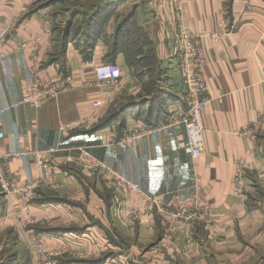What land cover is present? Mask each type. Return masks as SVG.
I'll list each match as a JSON object with an SVG mask.
<instances>
[{"label": "crops", "instance_id": "obj_1", "mask_svg": "<svg viewBox=\"0 0 264 264\" xmlns=\"http://www.w3.org/2000/svg\"><path fill=\"white\" fill-rule=\"evenodd\" d=\"M62 1L0 0V107L29 91L34 65L45 80L70 81L55 99L0 116L3 150L20 153L10 165L21 182L36 176L34 151L58 149L53 184L35 189L22 219L13 214L18 198L9 201L0 191V232L32 230L60 252L62 264H173L178 257L184 260L179 264H264V124L252 138L236 133L264 115V0H142L145 6L139 0ZM174 16L188 33H217L204 43L211 60L206 150L194 159L186 128L179 125L109 151L110 137L119 138L139 121L158 123L170 106L185 103L180 57L174 53ZM34 35L41 37L40 48L22 49L21 41ZM149 59L153 68L158 65V74L166 75L161 84L155 81L157 91L145 84L152 79ZM106 61L122 69L120 87L112 95L89 86L95 67ZM78 122L60 133L61 123ZM80 147L148 195L164 199L163 210L145 213L126 230L130 244L124 233L120 239L118 228H107L110 221L118 226L110 197L100 195L105 188L109 196V183L97 171L74 173ZM240 159L250 167L244 197L234 191ZM88 184H93L92 204L86 207L75 194ZM198 185L212 206L211 223L186 221L173 207L175 196L189 197ZM138 204L144 207L140 199ZM154 227L164 231L163 240L135 254V247L145 243L141 233H152L148 230ZM178 243L189 250L182 257ZM163 251L168 257L162 259Z\"/></svg>", "mask_w": 264, "mask_h": 264}, {"label": "built area", "instance_id": "obj_2", "mask_svg": "<svg viewBox=\"0 0 264 264\" xmlns=\"http://www.w3.org/2000/svg\"><path fill=\"white\" fill-rule=\"evenodd\" d=\"M178 12H179V6ZM181 14V13H180ZM174 53L178 54L184 62V70L188 81L189 93L185 96L184 105H173L166 116L158 123H148L139 121L129 129L125 130L119 138L110 137L106 142L107 148L117 150L119 146L133 144L144 137L161 133L167 127L183 125L186 128L191 155L194 159L201 157L206 150L205 143V122L204 111L210 104V99L206 96L208 70L211 66L210 58H206L204 39L213 38L216 35L203 33L191 34L186 32L181 24V18L174 16ZM41 37L34 35L21 41L22 49L37 50L40 48ZM122 76L121 66L117 62L106 61L100 63L94 70V81L89 86H100L106 88L110 95L114 94L120 87ZM68 78L59 77L52 80L42 78L37 65L33 66L30 88L18 101L0 107V116L9 111L21 107H38L42 103L48 102L59 96L64 90L69 88ZM193 87L195 89H193ZM76 123H61L59 130L64 134ZM247 131V130H246ZM245 131V132H246ZM242 132V131H241ZM240 133V131L236 132ZM4 132L0 129V189L5 198L12 201L18 198V209L15 208L13 214L16 218L22 219L24 213L29 212L34 197L35 189L38 187L48 188L54 181V156L56 147H51L45 151L36 150L33 152L36 176L30 182H21L11 171V161L18 157L20 153L5 152L2 147ZM82 152V150H80ZM79 153L77 164H82L90 170L97 171L100 176L112 185L114 189L112 199V217L118 224L127 223L133 225L137 220H141L145 213L155 208L163 210L165 202L162 197L150 198L145 192L140 190L134 183L118 175L116 170L109 168L89 152ZM81 166V165H80ZM250 169L248 163L243 159L237 161V170L234 177L235 194L244 197L247 171ZM138 199L144 202V207H140ZM176 215L186 221H205L211 223L212 206L207 199L205 191L197 186L195 193L189 197L176 198L173 202ZM23 234L29 240L36 258L54 257L60 252L48 249L41 236L33 233ZM54 264H56L54 262Z\"/></svg>", "mask_w": 264, "mask_h": 264}, {"label": "rangeland", "instance_id": "obj_3", "mask_svg": "<svg viewBox=\"0 0 264 264\" xmlns=\"http://www.w3.org/2000/svg\"><path fill=\"white\" fill-rule=\"evenodd\" d=\"M43 1H51V2H57V3H62L63 1L62 0H43ZM140 2H142V6H145V2H143L142 0H139ZM62 6V5H61ZM61 10H62V7H61ZM126 13H128L126 11ZM123 15V14H121ZM237 25L233 26L231 28V30L235 29ZM230 30V31H231ZM206 33V32H205ZM142 34V33H141ZM208 34H213V35H217V33L213 32V33H208ZM211 38V37H210ZM205 39H204V42L205 43ZM205 46V49H206V45L204 44ZM133 50L129 51V56L130 55H133ZM206 58L209 57V54L206 50ZM147 63L150 64V68L152 70V72H150V77L152 78L151 81H149L148 83L145 82L146 84V87L147 89L149 88L148 91H153V85L154 83H156L155 81H158L159 80V84H161L162 80H163V77L166 76L164 75L165 73H161V74H158V65L156 64V68H153L152 65H154V63H152V60H147ZM152 64V65H151ZM181 70H180V73H181V78H182V81L185 85V88H186V94L188 95L189 93V87H188V81H187V78H186V74H185V71L184 73L182 72V70H184V62L182 60V58H180V64H179ZM165 79V78H164ZM167 79H169L167 77ZM161 80V81H160ZM153 82V83H152ZM157 85V83L155 84ZM193 89H195L193 87ZM154 91H157V90H154ZM206 93H207V89H206ZM157 96H160L163 98V101H166V98L164 97V95L161 94V92H157L156 94ZM207 96V94H206ZM208 98L211 100V97L208 96ZM164 118V116L162 117ZM263 124H264V115H261L259 116L255 121L251 122L250 124H248L245 128H243V130H237L236 132L240 131V135H243V136H248L249 138H252L254 136H256L261 128L263 127ZM79 126V125H78ZM174 126H179V125H174ZM247 130V131H246ZM242 131V132H241ZM246 131V132H245ZM106 144V143H105ZM106 146V145H105ZM107 148V146H106ZM109 151L111 150L110 148H107ZM82 150V152L80 151ZM81 152V154H83V152H89L90 154H92L87 148L85 147H80L79 148V153ZM80 155V154H79ZM93 156V155H91ZM94 158H96L95 156H93ZM97 159V158H96ZM98 160V159H97ZM99 162L103 163L104 165L108 166L109 168L115 170L113 167H110V165H108L107 163H104L102 161L99 160ZM81 165V166H80ZM78 164V165H72V167L74 168V173L79 177V176H82V175H85L86 174L83 172L85 170L87 171H91L90 169H87L86 167H84V165L82 164ZM92 171H95V170H92ZM117 171V170H116ZM118 175H120L121 177L125 178L123 175L120 174V172H118ZM99 176V175H98ZM97 176V177H98ZM99 179L100 176H99ZM127 179V178H125ZM128 180V179H127ZM87 181H90V180H87ZM130 181V180H129ZM132 182V181H130ZM106 183V182H105ZM134 183V182H132ZM108 184V183H107ZM135 184V183H134ZM93 184H88V185H84L83 187V190L81 191L80 194H75V196H80V201H78L80 204H84L86 207H88L90 204H92V202L90 201V198H89V195L91 193L90 191V188L92 187ZM110 185V184H108ZM140 190H142L137 184H135ZM112 187V185H110ZM103 190H101V193L100 195H104V196H107L108 198L110 197V205H111V209H112V199H113V194H114V189L113 187L110 189V193H109V196L107 194V191L105 188H102ZM1 191V190H0ZM98 191V190H97ZM100 191V190H99ZM143 191V190H142ZM144 192V191H143ZM146 193V192H145ZM83 194H85V199H84V196ZM147 194V193H146ZM246 194V193H245ZM148 195V194H147ZM150 196V195H148ZM73 197V196H72ZM157 197H160V196H150V198H157ZM177 198H181V197H178V196H175ZM70 198V197H69ZM165 202V201H164ZM171 203V202H169ZM106 205V203H105ZM83 206V205H82ZM150 216V215H148ZM144 217V215L142 217H140L141 219ZM113 219V217H112ZM114 220V219H113ZM144 220V218L142 219ZM115 222V220H114ZM139 221L137 220L133 225L131 226H127V223L125 221H123V224H118L115 222L116 225L118 226H115L112 221H110V225H107L109 227L108 230L109 231H114L115 232V228H118L119 230H116L119 234V237L120 239H122V234L124 233V236H125V242H129V244L131 243V239L129 237H127L125 234H126V230H130L131 228H133V226H136L137 223ZM120 225V226H119ZM155 228V227H154ZM150 229L148 230V232L152 231V233H141V240H144L145 243L148 242L147 244L145 243H141L140 245H137L135 247V250H136V253L135 254H143L144 251H146V248L149 250L150 247L153 248L155 247L157 244L160 243L162 239V235L164 234V231L162 230H158L157 228L155 229ZM18 229V228H16ZM15 227H13V229H9V230H6L5 232H0V264H54V262L56 264H59L60 262V253L54 257H46V258H36V255L34 254L33 252V249H32V246L30 245V242L28 240V242L26 241V238L23 234L22 231H20L19 229H23V227H20L18 230H16ZM27 228H24V230L26 231V233H33L32 230L30 229H27ZM156 230V231H154ZM180 234H182L183 236H185L186 233L184 232H180ZM112 234V232H111ZM148 235H151V236H148ZM149 238H148V237ZM27 243H25V241ZM178 241V239H177ZM247 242H251V241H247ZM46 245V244H45ZM145 245V246H144ZM179 245V248H180V252H181V255L180 257L183 256V252L182 251H187L189 252L188 249H185L184 247H182V245L180 243H178ZM144 246V247H143ZM225 246V245H224ZM251 246V245H250ZM47 247V245H46ZM48 248V247H47ZM49 249V248H48ZM51 250V249H50ZM147 250V251H148ZM52 251H56V250H52ZM59 252V251H58ZM162 259L164 258V256L168 257V253L167 251H163L162 254ZM58 256H59V260H58ZM137 257H140V256H137ZM165 257V258H166ZM179 259V260H178ZM183 258H177V259H171V262L173 261V264H179L180 261H184L182 260Z\"/></svg>", "mask_w": 264, "mask_h": 264}, {"label": "trees", "instance_id": "obj_4", "mask_svg": "<svg viewBox=\"0 0 264 264\" xmlns=\"http://www.w3.org/2000/svg\"><path fill=\"white\" fill-rule=\"evenodd\" d=\"M91 18H92V15H91V17L90 18H88L87 20L89 21H91ZM63 43V42H62ZM65 47H66V45H64V49H65ZM60 263L62 264L63 262L62 261H60Z\"/></svg>", "mask_w": 264, "mask_h": 264}, {"label": "water", "instance_id": "obj_5", "mask_svg": "<svg viewBox=\"0 0 264 264\" xmlns=\"http://www.w3.org/2000/svg\"><path fill=\"white\" fill-rule=\"evenodd\" d=\"M113 0H105L104 1V4H107V3H109V2H112Z\"/></svg>", "mask_w": 264, "mask_h": 264}]
</instances>
